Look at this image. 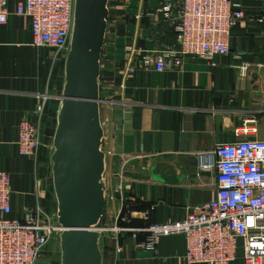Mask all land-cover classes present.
I'll return each instance as SVG.
<instances>
[{"label":"crops","instance_id":"1","mask_svg":"<svg viewBox=\"0 0 264 264\" xmlns=\"http://www.w3.org/2000/svg\"><path fill=\"white\" fill-rule=\"evenodd\" d=\"M237 1L248 19L233 30L229 56L215 63L190 57L181 68L164 73L143 68V57L136 56L138 69L127 79L121 104L101 107L102 123L110 127L104 147L113 153L105 179L114 189L122 162L128 161L122 217L129 222L120 224L140 231L124 234L119 241L105 237L103 264H187L183 234L160 237L151 251L137 247L149 237L141 230L181 220L196 205L216 198V173L204 172L201 166L212 163L216 147L264 140V24L251 21L264 16V0ZM161 2L110 0L106 44L120 48L134 42L144 52L175 45L177 33L164 23ZM9 6L13 11L14 1ZM32 41L29 19L11 16L0 25V171L12 177L11 217L18 218H24L28 209L57 210L51 157L60 108L55 97L63 93L65 66L58 65L62 61L53 50L36 48ZM245 63L251 70L242 75L238 68ZM118 64L126 66L125 61ZM102 75V85L104 79L120 85L119 74ZM105 96L101 89V98ZM23 121L40 126L42 146L36 159L19 153L16 141ZM245 126L252 132L238 134ZM167 167L185 177L180 185L150 179L152 169ZM234 264L244 263L238 259Z\"/></svg>","mask_w":264,"mask_h":264},{"label":"built area","instance_id":"2","mask_svg":"<svg viewBox=\"0 0 264 264\" xmlns=\"http://www.w3.org/2000/svg\"><path fill=\"white\" fill-rule=\"evenodd\" d=\"M10 1L0 0V25H6L11 16L29 19L33 46L51 49L59 60L66 62L75 0H12L13 11ZM160 11L166 26L177 33V43L152 52L141 51L134 42L120 48L105 43L102 74H119L121 82L116 87L115 80L104 79L102 85L100 79L106 95L101 98V107L108 105L113 109L121 104L127 79L138 69L134 62L136 56L143 57V68L157 73L181 68L190 57L215 63L216 59L230 55L233 30L248 19L243 4L237 0H162ZM251 21L262 25L264 16ZM120 61H125L126 66L120 67ZM238 69L245 75L251 65L245 63ZM55 99L61 102L58 96ZM42 110L39 107L38 113ZM251 132L247 126L237 131L244 135ZM16 144L22 157L36 159L42 146L40 126L23 121ZM103 150L108 161L113 153L105 147ZM213 154L212 163H206L202 171L216 173V198L196 205L181 220L153 224L141 230L149 233V237L137 247L155 251L160 237L183 234L187 264H234L238 259L244 264H264V140L220 145ZM127 165L128 161L122 162V170L117 175L119 183L114 189H110L106 180L105 220L98 229L101 240L111 237L119 241L124 234L140 232L120 224L121 220L129 222L122 217L129 183ZM11 196L12 177L0 171V264H38L49 245L60 242L63 229L57 210L48 212L38 207L28 209L24 218L11 217Z\"/></svg>","mask_w":264,"mask_h":264},{"label":"water","instance_id":"3","mask_svg":"<svg viewBox=\"0 0 264 264\" xmlns=\"http://www.w3.org/2000/svg\"><path fill=\"white\" fill-rule=\"evenodd\" d=\"M109 3L110 0H75L51 157L57 216L63 229L61 264H103L98 229L104 224L107 207V157L103 147L110 127L101 119L100 78ZM184 178L176 175L172 167L159 172L154 168L150 177L171 186L180 185Z\"/></svg>","mask_w":264,"mask_h":264},{"label":"rangeland","instance_id":"4","mask_svg":"<svg viewBox=\"0 0 264 264\" xmlns=\"http://www.w3.org/2000/svg\"><path fill=\"white\" fill-rule=\"evenodd\" d=\"M112 4L114 6H118L119 4H115V2H112ZM62 62H58V65H64L65 66V61L64 60H60ZM61 103V102H58ZM56 124V123H55ZM56 126L55 125V130H56ZM55 130H54V134H55ZM103 240V241H102ZM101 241V246L103 247V243L105 241V237L104 239H102ZM38 264H61V250H60V242L59 241H54L53 243H51L49 245V247L47 248V250L44 252V254L41 256ZM106 264H109V262H107Z\"/></svg>","mask_w":264,"mask_h":264},{"label":"trees","instance_id":"5","mask_svg":"<svg viewBox=\"0 0 264 264\" xmlns=\"http://www.w3.org/2000/svg\"><path fill=\"white\" fill-rule=\"evenodd\" d=\"M126 213V211H124V214ZM124 214H122L124 216Z\"/></svg>","mask_w":264,"mask_h":264}]
</instances>
